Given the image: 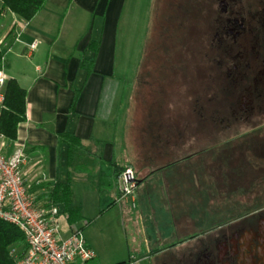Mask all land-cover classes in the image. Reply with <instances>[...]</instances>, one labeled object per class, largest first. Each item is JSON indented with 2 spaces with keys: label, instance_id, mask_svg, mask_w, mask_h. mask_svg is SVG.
Returning <instances> with one entry per match:
<instances>
[{
  "label": "crops",
  "instance_id": "obj_1",
  "mask_svg": "<svg viewBox=\"0 0 264 264\" xmlns=\"http://www.w3.org/2000/svg\"><path fill=\"white\" fill-rule=\"evenodd\" d=\"M126 1L45 0L29 21L3 9L0 1L3 71L6 80L15 79L26 91V119L18 124L16 139L7 141L6 153L16 148L23 150L25 183L39 204L49 201L56 181L64 182L68 171L73 172L71 207H78L81 219L68 221L64 213L60 217L64 216L68 224L67 234L70 226L82 228L86 243L96 253L87 264H126L138 256L147 257L148 251L155 255L179 247L187 235L195 232L177 237L174 229L176 238L165 241L162 235L167 231L161 227L170 221L173 225L176 221L192 225L200 221L193 209L177 211L173 207L166 211L161 207L164 194L180 187L183 181L179 177L202 156L184 154L182 124L150 123L152 130L158 132L149 134L148 126L146 134L130 118L133 107L127 106L129 96L124 98L123 94L127 80L117 68L131 64L129 53L120 54L123 47L119 26ZM92 40L97 41L95 53L90 49ZM83 58L93 59L89 73L81 67ZM66 131L90 148L82 158L90 160L86 172H74V164L68 162L67 146L59 143L57 137ZM172 136L183 146L172 141ZM216 147L210 152L214 159L219 154ZM112 161L126 165V170L133 173L132 193H124L119 183L122 176L111 184L108 175L112 174ZM75 176L83 180L78 199L73 191ZM207 193L213 195L217 191L207 189ZM155 194L159 196L154 206L151 199ZM191 196L190 201H194L193 193ZM209 202L213 205L211 199ZM56 206L60 212L61 207ZM117 208L119 216L115 221L125 254L107 263L96 243L101 240L97 237L104 235L106 222L99 231L96 222L108 221V214ZM128 229L141 238L130 239Z\"/></svg>",
  "mask_w": 264,
  "mask_h": 264
},
{
  "label": "rangeland",
  "instance_id": "obj_2",
  "mask_svg": "<svg viewBox=\"0 0 264 264\" xmlns=\"http://www.w3.org/2000/svg\"><path fill=\"white\" fill-rule=\"evenodd\" d=\"M177 3L178 0H127L119 26V39L123 47L120 54L123 56L125 52L129 53L131 64L117 68L127 80L123 94L124 98L129 96L128 101L131 108L133 107L130 118L136 123L134 125L140 126L142 133L147 134L148 131L149 134H153L158 130H152L150 123L157 126L160 123H180L184 128L181 130L183 132L181 138L186 144L184 154H194L199 151L202 154L197 162L190 164V171L184 172L179 177V181H183L182 185L178 188H171L168 194H164V200L161 201L163 204L161 207L163 206L166 211L173 207L177 211L186 207L188 210L193 209L195 217H198L200 221L198 224L195 222V225L188 221H184L183 224L181 221H176L177 223L173 225V221H170L169 224L161 227L162 231H167L162 235L165 241L176 238L173 234L174 229L177 237L193 231L197 233L205 229L211 221L219 220L230 214L225 204L223 208H221L222 205L217 208L223 197H219L217 193L213 195L207 193V189L213 191L222 189L219 181H211L207 178L211 170L230 171L235 167V163L215 165L212 162L214 155H210V152H214V146H217L215 149L217 153H225L226 157L230 158V154L233 157L238 154V150H226L229 145L237 148L241 143H246L247 139L258 140L259 138L264 143V127L261 125L251 129V125L242 124V122L234 123L232 117L227 118L228 115L221 113L217 114L218 117H223V122L217 125V129L208 125V122L212 120L210 106L207 107L204 104L202 108L195 103L197 100L203 103L204 100L212 101V89L208 76L210 63L205 55L206 50L204 51L201 46L199 55L195 52L194 35L189 29L196 20L194 15L196 11H199L200 0H189L192 7L189 8L190 5H188L187 11L182 7L178 9L179 3ZM0 42H2L0 44V49H2L4 38ZM120 61L123 63V58ZM252 120L257 124L264 122V114L255 116ZM200 124L204 126L203 129L199 128ZM226 124H228L227 128ZM148 126L150 128L146 131L145 128ZM146 134L144 138H147ZM226 138L233 141L224 144ZM170 139L174 141L176 138L172 136ZM175 143L183 146L180 144L181 141L178 143L175 140ZM249 152L252 153V150L243 148L242 153L249 154ZM82 189L83 180L80 176H75L73 180L75 199L80 197ZM165 192H167L166 189ZM192 193L194 201H190ZM158 196L152 195V205L155 206ZM209 199L213 201V205L210 204ZM118 214L119 209L117 208L108 214V221L96 222L98 231L99 227L102 228L103 223L106 222L103 227L105 228L104 235L97 237L101 240H96V243L107 263L125 254V244L122 245L120 242L122 235L118 234V222L115 221ZM59 225L62 234L66 236L68 224L64 216L59 218ZM77 227L80 226L77 225ZM91 229L96 230L94 227ZM139 236V234L133 235L128 229L130 239L139 240L141 238ZM155 241L156 239L153 243ZM158 246L162 247L163 243ZM185 246L184 243L155 255L148 251L147 257L138 256L134 258V261H128L126 264H176L177 257ZM17 251L15 247L14 252Z\"/></svg>",
  "mask_w": 264,
  "mask_h": 264
},
{
  "label": "flooded vegetation",
  "instance_id": "obj_3",
  "mask_svg": "<svg viewBox=\"0 0 264 264\" xmlns=\"http://www.w3.org/2000/svg\"><path fill=\"white\" fill-rule=\"evenodd\" d=\"M198 10L189 29L195 52L201 46L210 63L213 98L208 125L217 129L221 113L251 129L264 127V122L252 120L264 114V0H200ZM263 146L260 138L247 139L237 148H226L238 154L229 158L222 153L212 160L218 166L235 163L234 169H214L207 177L221 183L217 195L226 202L217 208L225 204L230 214L187 235L176 264H264ZM244 147L252 153H242Z\"/></svg>",
  "mask_w": 264,
  "mask_h": 264
},
{
  "label": "built area",
  "instance_id": "obj_4",
  "mask_svg": "<svg viewBox=\"0 0 264 264\" xmlns=\"http://www.w3.org/2000/svg\"><path fill=\"white\" fill-rule=\"evenodd\" d=\"M3 66L4 57L0 66V113L6 82ZM6 147L7 141L0 131V219L23 232L26 246L24 251L11 250L16 264H87L96 253L86 243L82 228L70 226L69 233L62 234L58 207L50 201L37 203L25 183L23 150L16 148L6 153ZM122 177L124 193H132L133 173L128 169Z\"/></svg>",
  "mask_w": 264,
  "mask_h": 264
},
{
  "label": "trees",
  "instance_id": "obj_5",
  "mask_svg": "<svg viewBox=\"0 0 264 264\" xmlns=\"http://www.w3.org/2000/svg\"><path fill=\"white\" fill-rule=\"evenodd\" d=\"M0 1L3 9H7L25 21L31 20L34 15L42 9L45 2V0ZM178 3V5L176 4L178 9H180V7L186 8L190 5L189 0H178ZM191 7L190 5L189 8ZM185 10L187 11V8ZM96 42L97 41L94 40L90 42V49H92L94 53L97 46ZM2 57H4V50L0 49V66ZM92 64L93 59L83 58L81 61V67L86 69L87 73L92 71ZM25 98L26 91L18 85L16 80L13 78L7 79L4 86V108L0 113V131L4 135L6 141H13L16 139L18 124L26 119ZM197 102L195 104H198V106L202 108L204 104L207 105V107L211 105L210 100H204V103L200 102V100H197ZM128 105L130 106L129 101L127 102V106ZM200 125L199 128L203 129L204 126L202 124ZM57 137L59 143H63L67 146L68 162L74 164V172H86L90 160L86 161L82 158L89 153V146H85L72 132L66 131L58 134ZM198 153H200V151ZM74 155L76 156V160ZM73 158L74 162L72 161ZM110 163L113 165L111 170L112 174L108 176L112 184L125 172L126 165H121L114 161ZM72 177L73 172L68 171L66 180L64 182L56 181L48 197L52 204L61 207L60 213L66 214L68 221L76 222L81 219V215L78 207H71ZM15 247L18 249V252L25 250L26 246L23 232L17 226L0 219V264H16L15 258L11 254V250Z\"/></svg>",
  "mask_w": 264,
  "mask_h": 264
},
{
  "label": "water",
  "instance_id": "obj_6",
  "mask_svg": "<svg viewBox=\"0 0 264 264\" xmlns=\"http://www.w3.org/2000/svg\"><path fill=\"white\" fill-rule=\"evenodd\" d=\"M119 183H120L121 186H123V177L119 178Z\"/></svg>",
  "mask_w": 264,
  "mask_h": 264
}]
</instances>
